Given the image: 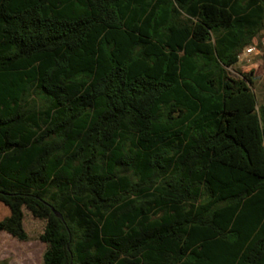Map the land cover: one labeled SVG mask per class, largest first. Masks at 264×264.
<instances>
[{"label": "trees", "instance_id": "16d2710c", "mask_svg": "<svg viewBox=\"0 0 264 264\" xmlns=\"http://www.w3.org/2000/svg\"><path fill=\"white\" fill-rule=\"evenodd\" d=\"M263 25L264 0H0V231L44 220L42 264H264V100L227 73Z\"/></svg>", "mask_w": 264, "mask_h": 264}, {"label": "rangeland", "instance_id": "374dc122", "mask_svg": "<svg viewBox=\"0 0 264 264\" xmlns=\"http://www.w3.org/2000/svg\"><path fill=\"white\" fill-rule=\"evenodd\" d=\"M248 47L254 48L253 53L245 55L227 68V73L230 77L243 79L245 75H251L253 83L248 84L259 105L261 100H264V25L239 54ZM5 209L0 203V219L6 214ZM44 225V220L34 218L24 211L23 226L27 234L26 239L18 240L0 231V264H42V255L47 246L39 239V235L43 232Z\"/></svg>", "mask_w": 264, "mask_h": 264}, {"label": "built area", "instance_id": "2783aa9c", "mask_svg": "<svg viewBox=\"0 0 264 264\" xmlns=\"http://www.w3.org/2000/svg\"><path fill=\"white\" fill-rule=\"evenodd\" d=\"M254 48L253 47H248L242 54H239L237 56L238 60H241L243 57H245V55H249L251 53H253Z\"/></svg>", "mask_w": 264, "mask_h": 264}, {"label": "crops", "instance_id": "0c3cea01", "mask_svg": "<svg viewBox=\"0 0 264 264\" xmlns=\"http://www.w3.org/2000/svg\"><path fill=\"white\" fill-rule=\"evenodd\" d=\"M240 53V52H239ZM239 55V54H238ZM4 206V205H3ZM5 207V206H4ZM6 209V214L4 215V217H6L8 214H9V211H8V208L7 207H5ZM2 219V218H1Z\"/></svg>", "mask_w": 264, "mask_h": 264}]
</instances>
